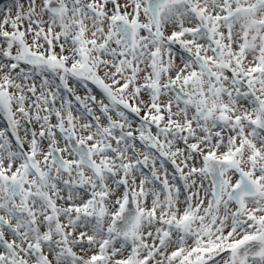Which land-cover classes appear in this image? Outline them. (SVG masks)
<instances>
[{
    "label": "snow or ice",
    "instance_id": "obj_1",
    "mask_svg": "<svg viewBox=\"0 0 264 264\" xmlns=\"http://www.w3.org/2000/svg\"><path fill=\"white\" fill-rule=\"evenodd\" d=\"M0 264H264V0H0Z\"/></svg>",
    "mask_w": 264,
    "mask_h": 264
}]
</instances>
